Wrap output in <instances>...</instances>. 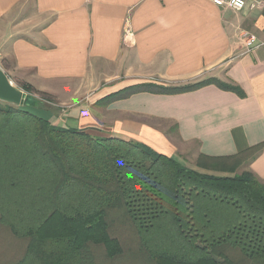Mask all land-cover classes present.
<instances>
[{"label": "crops", "instance_id": "crops-1", "mask_svg": "<svg viewBox=\"0 0 264 264\" xmlns=\"http://www.w3.org/2000/svg\"><path fill=\"white\" fill-rule=\"evenodd\" d=\"M242 32L263 45L249 50ZM0 68L19 89L29 85L57 103L39 116L52 126L143 144L202 174L232 176L198 166L229 159L236 174L264 183V4L235 12L209 0H0ZM212 78L240 87L244 98L209 85L102 102L131 86ZM2 192L8 213L4 205L19 204ZM22 212L4 223L33 219ZM27 243L13 246L12 264Z\"/></svg>", "mask_w": 264, "mask_h": 264}, {"label": "trees", "instance_id": "trees-1", "mask_svg": "<svg viewBox=\"0 0 264 264\" xmlns=\"http://www.w3.org/2000/svg\"><path fill=\"white\" fill-rule=\"evenodd\" d=\"M209 85L245 96L240 87L212 78L184 86H131L102 102ZM22 89L36 93L29 85ZM211 160L198 166L233 175L202 174L143 144L58 128L28 110L0 103V193L11 191L16 206L28 211L39 199L42 209L43 221L26 232L27 249L17 264H95L91 246L103 248L109 262H116L123 249L111 234L114 221L127 219L141 237L169 213L180 239L192 243L198 255L151 253L143 247L144 263L264 264V183L251 172L236 174L237 164L229 159ZM3 207L8 213L0 210L2 224L14 210L23 213L13 205Z\"/></svg>", "mask_w": 264, "mask_h": 264}, {"label": "rangeland", "instance_id": "rangeland-1", "mask_svg": "<svg viewBox=\"0 0 264 264\" xmlns=\"http://www.w3.org/2000/svg\"><path fill=\"white\" fill-rule=\"evenodd\" d=\"M15 87L21 92V90L17 86ZM33 94L36 97H29L31 99L27 100L25 104L21 106H15L3 101H0V103L3 106L11 105L17 109L28 110L30 113L38 117H46V114L44 113L46 110H56V108L58 109V107L56 106L57 103L55 101L41 95L39 96L35 93ZM33 101H36L38 103V105L36 106L38 109L35 107L30 108L29 105H31ZM169 194L166 192L165 200V202L167 203L165 207L168 212H170L169 207L172 203L169 198ZM35 200L36 201L33 208L29 209L30 211L22 209L21 206L13 205V207L22 209L24 210V212H33L32 214L30 213L33 216L32 220H16L12 218L11 220H7V223L11 224V227L13 228V231L15 232L17 237H12L13 235H11L10 230L6 227L7 223H3V226L0 227V262H5V264H12V262H15L16 258H12L13 255L15 256V254L13 253L15 248L13 246H17L16 244H19V242H26V232H28L31 228L39 226L43 221L39 218L40 216H42V209L40 210L41 206L39 204V199ZM17 212V209L14 210L13 215ZM46 216H48V214ZM172 218L173 216L171 213L162 216L153 224L151 228L141 233V237L136 236L137 230L133 226H131L130 222L127 219L119 221L123 225H121L120 223L117 225L116 221H114L115 224L113 226L111 234L120 241L123 249L122 256L118 258V261L116 262H109L110 260H108V258L106 257L103 248H98L95 246H91L89 248L91 250V253L93 254L94 259H96L95 261H97L98 264H146L143 260L145 255L144 251L142 250L143 247L149 248V251L151 253H170L178 254L180 256H188L191 258L197 257L198 254H196V252H193V244L188 243L185 239H180L178 230L175 228L174 220ZM18 239L21 241H18ZM190 240L192 241L193 238ZM135 248H137V250H135Z\"/></svg>", "mask_w": 264, "mask_h": 264}, {"label": "built area", "instance_id": "built-area-1", "mask_svg": "<svg viewBox=\"0 0 264 264\" xmlns=\"http://www.w3.org/2000/svg\"><path fill=\"white\" fill-rule=\"evenodd\" d=\"M209 1H211L217 7L228 8L235 12H242L249 5H251L253 9L261 8L264 4V0H209ZM240 40L245 44V46L249 48V50H252L253 48H258L261 45H263L258 43L256 37L250 35L247 32L241 33ZM20 90L25 97H36L34 96V94H30L23 89Z\"/></svg>", "mask_w": 264, "mask_h": 264}, {"label": "water", "instance_id": "water-1", "mask_svg": "<svg viewBox=\"0 0 264 264\" xmlns=\"http://www.w3.org/2000/svg\"><path fill=\"white\" fill-rule=\"evenodd\" d=\"M29 100L25 97L8 78L4 71L0 68V101L15 106L24 105Z\"/></svg>", "mask_w": 264, "mask_h": 264}]
</instances>
